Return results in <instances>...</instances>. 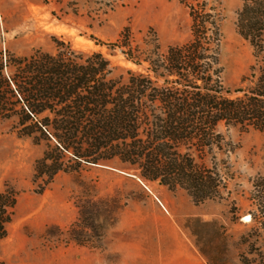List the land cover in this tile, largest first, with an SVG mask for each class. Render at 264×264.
<instances>
[{
	"label": "rangeland",
	"instance_id": "374dc122",
	"mask_svg": "<svg viewBox=\"0 0 264 264\" xmlns=\"http://www.w3.org/2000/svg\"><path fill=\"white\" fill-rule=\"evenodd\" d=\"M198 1L220 14L216 68L224 87L232 92L245 87L242 78L255 59L237 27L244 0ZM55 38L79 53H102L111 68L145 72L149 63L138 65L123 52L131 50L135 60L164 57L169 48L191 40L192 19L180 0H0V55L54 54ZM123 41L129 46L113 47ZM220 131L234 149L231 194L195 204L182 191L106 166L61 172L40 191L34 176L44 146L22 136L13 120L0 119V193H17L0 261L264 264V203L253 201L254 192L264 190V132L224 126Z\"/></svg>",
	"mask_w": 264,
	"mask_h": 264
},
{
	"label": "trees",
	"instance_id": "16d2710c",
	"mask_svg": "<svg viewBox=\"0 0 264 264\" xmlns=\"http://www.w3.org/2000/svg\"><path fill=\"white\" fill-rule=\"evenodd\" d=\"M180 2L190 8L189 42L161 58L135 60L131 50L123 52L138 65L149 63L145 72L111 68L102 53H79L57 38L54 54L0 55V119L13 120L22 136L44 146L34 176L40 191L61 172L106 166L182 191L195 204L231 194L234 149L221 126L264 132V0H244L238 15L239 35L253 48L255 63L242 78L245 87L233 92L216 68V7ZM253 201L264 203V190L254 192ZM16 206L14 190L0 193V243Z\"/></svg>",
	"mask_w": 264,
	"mask_h": 264
},
{
	"label": "bare ground",
	"instance_id": "6f19581e",
	"mask_svg": "<svg viewBox=\"0 0 264 264\" xmlns=\"http://www.w3.org/2000/svg\"><path fill=\"white\" fill-rule=\"evenodd\" d=\"M249 219H250V217H249V216H246V217H245V220H249Z\"/></svg>",
	"mask_w": 264,
	"mask_h": 264
}]
</instances>
